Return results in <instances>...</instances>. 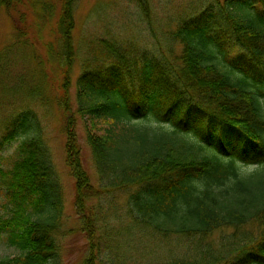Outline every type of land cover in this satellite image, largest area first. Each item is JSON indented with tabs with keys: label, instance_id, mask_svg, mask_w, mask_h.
I'll return each mask as SVG.
<instances>
[{
	"label": "trees",
	"instance_id": "trees-1",
	"mask_svg": "<svg viewBox=\"0 0 264 264\" xmlns=\"http://www.w3.org/2000/svg\"><path fill=\"white\" fill-rule=\"evenodd\" d=\"M58 1L69 33L76 0ZM22 2L0 0V10ZM213 2L172 32L179 53L99 38L77 80V112L65 101L86 264H264V0ZM75 115L97 185L82 165ZM16 140L10 169L0 155L10 204L0 235L18 255L0 264H58L64 192L32 111L9 120L0 144ZM115 193L126 198L120 226L109 220L120 213ZM118 237L130 240L128 254L114 250Z\"/></svg>",
	"mask_w": 264,
	"mask_h": 264
},
{
	"label": "rangeland",
	"instance_id": "rangeland-1",
	"mask_svg": "<svg viewBox=\"0 0 264 264\" xmlns=\"http://www.w3.org/2000/svg\"><path fill=\"white\" fill-rule=\"evenodd\" d=\"M29 1L23 0L20 6L10 10L6 7L0 10V142L10 119L28 110L38 116L42 137L51 152L64 192L63 214L54 232L60 248L58 264H86L90 252L83 221L76 210V179L66 157L69 125L64 115L65 101H69L71 110L76 113L77 80L87 60L93 58L91 49L99 38L119 39L138 50L162 53L175 49L179 53L181 46L174 41L172 32L181 26L182 19L194 17L197 11L213 5L214 0H76L72 14L74 23L69 33H65L60 24L58 0H40L48 6L50 13H45L38 5L31 6ZM69 49L73 51L70 66ZM66 83L68 100L63 94ZM77 115L71 121L74 120L81 147L82 165L92 184L97 185L84 121ZM18 144L19 140L0 144L6 170L19 157ZM250 169L241 167L246 173ZM3 189L0 186V216L8 217L10 204ZM113 198L120 213L109 220L112 225L120 226L119 217L123 218L122 206L126 198L123 193H115ZM118 238L120 241H115L114 250L128 254V248L132 246L130 240ZM16 255L18 251L7 245L5 236L0 235V259Z\"/></svg>",
	"mask_w": 264,
	"mask_h": 264
}]
</instances>
